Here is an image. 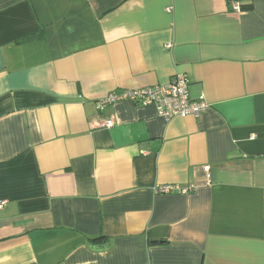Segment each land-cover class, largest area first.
<instances>
[{"label":"crops","instance_id":"1","mask_svg":"<svg viewBox=\"0 0 264 264\" xmlns=\"http://www.w3.org/2000/svg\"><path fill=\"white\" fill-rule=\"evenodd\" d=\"M231 1L0 0V264H264V0ZM177 74L201 115L99 108Z\"/></svg>","mask_w":264,"mask_h":264},{"label":"built area","instance_id":"2","mask_svg":"<svg viewBox=\"0 0 264 264\" xmlns=\"http://www.w3.org/2000/svg\"><path fill=\"white\" fill-rule=\"evenodd\" d=\"M235 9H239L237 1H231ZM168 11L171 8L167 9ZM131 100L139 105L156 104L158 111L165 119L174 117H188L191 115L199 116L209 108V103L204 96L199 99H192L189 92V79L185 74H177L167 84H157L153 86L140 87L136 89L112 91L100 101L99 108L102 110L109 104L122 100ZM108 127L115 124L114 119L105 122ZM205 169L210 171V166L206 165ZM210 181H207L209 183ZM200 185L190 184L187 187L181 185H163L157 188L161 193H188L195 191ZM5 201L0 202V208Z\"/></svg>","mask_w":264,"mask_h":264}]
</instances>
